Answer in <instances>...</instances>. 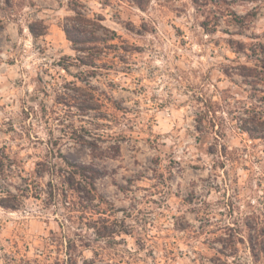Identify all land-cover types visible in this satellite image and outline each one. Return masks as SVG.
Instances as JSON below:
<instances>
[{"label": "rangeland", "instance_id": "rangeland-1", "mask_svg": "<svg viewBox=\"0 0 264 264\" xmlns=\"http://www.w3.org/2000/svg\"><path fill=\"white\" fill-rule=\"evenodd\" d=\"M261 120L264 0H0V264H264Z\"/></svg>", "mask_w": 264, "mask_h": 264}, {"label": "trees", "instance_id": "trees-1", "mask_svg": "<svg viewBox=\"0 0 264 264\" xmlns=\"http://www.w3.org/2000/svg\"><path fill=\"white\" fill-rule=\"evenodd\" d=\"M238 17V16H236ZM235 19V18H234ZM237 19H240L238 17ZM236 19V21H237ZM63 28L66 32L67 38L74 44L85 43L92 41V38L84 37L83 31L74 26V28L69 27L67 24H63ZM76 33V34H75ZM261 124L264 123L263 120L260 121ZM244 130L248 132H257L260 131L255 128L245 127ZM58 167V169H57ZM50 175L51 180L58 178L62 186L61 190L63 195H65L64 205L66 207H75L78 201L75 198L88 197L90 200L96 197V179L98 178V169L90 164H85L77 161H70L64 158L63 166H58L56 163L51 166ZM10 197L17 198V195L12 192V190H7ZM59 195V189H55ZM72 197L70 202L68 197ZM84 200V199H83ZM17 201V200H16ZM5 208L16 209L18 208L19 202L11 204L10 202H1ZM259 211V212H258ZM262 212L260 208H255L251 211L249 217H247L245 226L249 229L248 242L249 249L252 255L259 261L264 255V219L261 218ZM254 231V232H253ZM230 253L235 260L237 256L236 246H230ZM224 264H234V261L229 262L225 260Z\"/></svg>", "mask_w": 264, "mask_h": 264}]
</instances>
